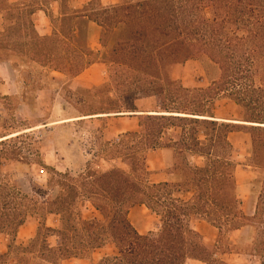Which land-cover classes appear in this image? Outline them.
<instances>
[{
  "label": "trees",
  "instance_id": "16d2710c",
  "mask_svg": "<svg viewBox=\"0 0 264 264\" xmlns=\"http://www.w3.org/2000/svg\"><path fill=\"white\" fill-rule=\"evenodd\" d=\"M71 1L27 5L26 0H0V63L4 53L21 52L30 62L69 79L96 63L108 64L126 77L123 86L135 95L155 96L164 112L133 113L147 116L139 132L125 135L131 142L123 144L122 152L130 173L56 174L60 180L55 183H34L32 197L1 183L0 237H8L9 244L7 253L0 251V264L92 261L96 253L101 258L92 264H229L216 258L232 254L229 239L221 247H210L191 227L192 217L218 229L220 237L224 231L249 228L255 249L249 255L263 260L264 189L257 195L251 190L255 208L247 215L236 179L241 164L229 135L240 126L264 133V126L251 125H264V0H120L108 7L91 0L82 9H74ZM54 2L60 6L58 17L43 8ZM39 11L51 20V36L41 37L35 28ZM9 23L18 25L14 33H23V51L5 46ZM92 23L101 29L99 53L88 45ZM190 61L217 70L209 87L192 90L173 79L174 69ZM220 101L238 106L244 114L241 122L248 124L216 118ZM201 126L211 127L215 135L201 132ZM168 129L181 133L169 136L164 132ZM252 147L250 164L264 173L263 149L254 135ZM141 149L174 152L177 164L165 171L167 182L151 180L154 173L146 157H140ZM194 157L203 158L204 164L194 163ZM81 202L90 204L100 218L84 217ZM137 206L160 219L159 231L141 234L135 228L130 213ZM50 216L58 218L57 228L47 226ZM29 217L40 219L37 234L27 245H18Z\"/></svg>",
  "mask_w": 264,
  "mask_h": 264
},
{
  "label": "rangeland",
  "instance_id": "374dc122",
  "mask_svg": "<svg viewBox=\"0 0 264 264\" xmlns=\"http://www.w3.org/2000/svg\"><path fill=\"white\" fill-rule=\"evenodd\" d=\"M38 1L26 0V3L35 5ZM87 2L88 0H74L70 5L82 7ZM46 7L48 6L45 4L43 8ZM34 19L40 35H50L51 23L44 14L40 13ZM9 24L10 28H7L5 36L10 38L3 40L5 46L23 51L20 48L26 43L23 33H14L12 28L18 29V25ZM91 27L90 25V33L97 30V27ZM89 43L97 52V35L92 36ZM3 57L4 63L0 64V140L7 139L0 141V184L15 186L23 195L32 197L34 183L46 185L48 180L55 183L60 180L56 174L69 173L77 177L89 171L97 174L113 169L131 172L125 159L126 153L122 152L123 144L131 142L129 138H125L127 133L124 131L134 129L135 125L131 126L133 123H146L143 119L147 115L133 113L164 112L155 96L135 95L136 92L123 86L126 77L116 74L108 64L96 63L80 78L69 79L60 72H51L30 62L29 57L22 56L21 52L18 55L6 52ZM173 72L174 80L181 81L184 87L192 90L209 87L212 79L218 76L213 66L201 61H190L177 66ZM123 113L132 115H117ZM98 115L114 116L98 118ZM85 117L90 118L82 119ZM216 118L238 121L244 120V114L234 103L220 101L216 107ZM199 130L215 135V130L211 127L201 126ZM246 130L249 134L248 141L244 138H232L231 141L236 146V160L241 164L236 179L243 209L247 215H252L256 198L251 190L254 189L257 195L264 189V173H259L250 164L253 157L251 141L254 135L260 149H263L260 150V155H263L264 133L252 128ZM164 132L174 136L180 134L181 129H168ZM117 136L120 138L119 143L116 142ZM138 152L140 157L148 159L152 151L144 153L141 149ZM193 161L199 165L204 164L203 158ZM151 180L155 182L153 177ZM56 194L57 189L54 196ZM80 205L84 217L100 218V214L90 204L81 202ZM130 220L143 234L161 229L160 219L145 206L132 209ZM27 221V226L19 235V245H27L37 234L40 219L29 217ZM57 221L56 217H49L48 226L57 227ZM190 225L204 236L210 247H221L229 239L232 254L218 255V260L229 264H264V259L249 255L255 250L249 228L235 233L224 231L220 237L218 229L198 217H192ZM50 242L55 244L56 239L52 238ZM218 242H221L220 245ZM8 244L9 238L0 237L1 251L7 252ZM99 259L100 254L96 253L92 261L72 260L64 264H92ZM188 264L204 263L190 261Z\"/></svg>",
  "mask_w": 264,
  "mask_h": 264
},
{
  "label": "crops",
  "instance_id": "0c3cea01",
  "mask_svg": "<svg viewBox=\"0 0 264 264\" xmlns=\"http://www.w3.org/2000/svg\"><path fill=\"white\" fill-rule=\"evenodd\" d=\"M74 0H72L71 2H73ZM91 0H88V2L86 3V4H88L89 2H90ZM120 2V0H101V3H102V5L103 6H105V7H108V6H111V5H116V4H118ZM85 4V5H86ZM72 7L74 8V9H82L83 8V6L82 7H76V6H73L72 5ZM44 9H49L50 10V12L55 16V17H58L59 16V14H60V6H59V3H57V2H54V3H52L50 6H48V7H46V8H44ZM40 13H43L44 14V16L50 21V23H51V20L47 17V15H46V13L44 12V11H39L37 14H36V16H38V14H40ZM55 14H57V15H55ZM35 16V17H36ZM91 26L93 27V26H95V28L97 27V30L95 29V30H93V32L91 33V36H90V38L93 36H96L97 35V52H96V49L95 48H93L91 45H90V43H88V45H89V47L95 52V53H99L100 51H101V48H102V46H101V44H100V36H101V29H100V27H98L96 24H94V23H92L91 24ZM91 27V28H92ZM35 28H36V30H37V32L39 33V31H38V29H37V27H36V25H35ZM51 30H52V32L50 33V35H46V36H51L52 34H53V32H54V29H53V26H52V23H51ZM94 28V27H93ZM39 35H40V33H39ZM41 37H45V36H42V35H40ZM90 38H89V40H90ZM4 63V62H3ZM2 62L0 63V64H3ZM96 65V64H95ZM97 65H102V64H97ZM94 66V65H93ZM93 66H91V67H93ZM88 70V69H87ZM86 70V71H87ZM85 71V72H86ZM84 72V73H85ZM83 73V74H84ZM82 74V75H83ZM82 75H80L79 77H77L76 79H78V78H80ZM238 121H242V120H238ZM135 125V126H134ZM131 126H134L135 128L134 129H130V130H126V131H124L125 132V134L126 133H134V132H138L139 131V129H140V127H139V125L138 124H136V123H133ZM241 127V129H239V131H237V132H234V133H231L230 135H229V140H230V142L232 143V141H231V139L233 138L234 140H241L242 138H244L246 141H248L249 140V134H248V132H247V130L245 129V128H247L246 126H240ZM117 138H119V136H117ZM116 138V139H117ZM251 143H252V141H251ZM233 144V143H232ZM233 146L235 147V149H236V146L233 144ZM252 155V154H251ZM193 159H201V158H192V161H193ZM194 162V161H193ZM147 163H148V167H149V170H151L154 174H153V179L155 180V182L156 183H162V182H167L168 180H169V178H168V176H167V174H166V172L165 171H167L168 169H170V168H173L176 164H177V158H176V156H175V154H174V152L173 151H171V150H156V151H152L151 153H149V157H148V159H147ZM238 172V171H237ZM98 213V212H97ZM249 216H252V215H249ZM51 217V216H50ZM55 217V216H54ZM57 218V217H56ZM99 218V217H98ZM48 220H49V218H48ZM48 220H47V226H48ZM57 220H58V218H57ZM27 223H28V221L26 222V224L20 229V231H19V234H18V237H17V242H18V238H19V235L21 234V232H22V230L27 226ZM57 223H58V221H57ZM59 224V223H58ZM58 224H57V227H58ZM48 227H51V226H48ZM57 227H55V228H57ZM52 228H54V227H52ZM136 228V227H135ZM137 229V228H136ZM138 230V229H137ZM244 230V229H243ZM139 231V230H138ZM242 231V230H241ZM140 232V231H139ZM238 232H240V231H238ZM141 233V232H140ZM141 234H143V233H141ZM8 238V237H7ZM35 238V237H34ZM33 239V238H32ZM31 239V240H32ZM52 239V238H51ZM18 244V243H17ZM19 245V244H18ZM24 246V245H23ZM7 247V246H6ZM1 251V250H0ZM2 253H7L8 252V248H7V252H3V251H1ZM228 255H231V254H228ZM100 258H101V255H100ZM255 258H257L258 259V257H256L255 256ZM260 258V257H259ZM72 261V260H71ZM78 261H86V260H78ZM66 262H68V261H66ZM65 263V262H64ZM63 263V264H64Z\"/></svg>",
  "mask_w": 264,
  "mask_h": 264
},
{
  "label": "bare ground",
  "instance_id": "6f19581e",
  "mask_svg": "<svg viewBox=\"0 0 264 264\" xmlns=\"http://www.w3.org/2000/svg\"><path fill=\"white\" fill-rule=\"evenodd\" d=\"M140 115H142L143 113H139ZM145 114V113H144ZM148 114H158V113H148ZM117 115H120V116H126V115H132V114H117ZM167 115H169V114H167ZM171 115H180V114H171ZM108 116H114V115H98V116H96V117H108ZM181 116H183V115H181ZM90 117H85V118H82V119H89ZM198 118H200V117H198ZM201 118H203V117H201ZM81 119V120H82ZM217 121H219V120H217ZM226 122H232V123H236V124H248V123H245V122H238V121H226ZM231 124V123H230ZM251 124V123H250ZM251 125H257V126H264V125H259V124H251ZM16 135H18V134H16ZM16 135H13V136H16ZM12 137V136H11ZM5 139H7V138H4V139H1L0 141H2V140H5Z\"/></svg>",
  "mask_w": 264,
  "mask_h": 264
},
{
  "label": "built area",
  "instance_id": "2783aa9c",
  "mask_svg": "<svg viewBox=\"0 0 264 264\" xmlns=\"http://www.w3.org/2000/svg\"><path fill=\"white\" fill-rule=\"evenodd\" d=\"M116 142L119 143V142H120V138H117V139H116Z\"/></svg>",
  "mask_w": 264,
  "mask_h": 264
}]
</instances>
